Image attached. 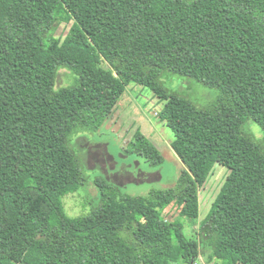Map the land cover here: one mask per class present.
<instances>
[{"label":"trees","instance_id":"trees-1","mask_svg":"<svg viewBox=\"0 0 264 264\" xmlns=\"http://www.w3.org/2000/svg\"><path fill=\"white\" fill-rule=\"evenodd\" d=\"M62 14L73 24L60 40ZM62 68L74 81L57 87ZM167 71L217 99L199 106L167 87ZM132 82L165 101L185 167L146 195L89 181L74 147ZM250 120L264 131V0H0V264H264V146ZM126 152L164 161L140 130ZM216 164L229 174L188 237L163 213L198 219ZM90 182L96 204L69 215L64 197Z\"/></svg>","mask_w":264,"mask_h":264},{"label":"rangeland","instance_id":"rangeland-1","mask_svg":"<svg viewBox=\"0 0 264 264\" xmlns=\"http://www.w3.org/2000/svg\"><path fill=\"white\" fill-rule=\"evenodd\" d=\"M73 20L67 21L65 15H59L55 36L62 40L69 32ZM73 75L70 70L59 71L57 87L71 85ZM164 82L168 88L190 98L199 106L212 104L219 95V90L209 87L193 77L167 71ZM165 101L155 95L151 89L137 83H130L119 100L110 121L95 132H86V138L74 143L81 162L93 181L96 176L108 177L121 184L124 193L146 195L153 189L172 188L185 169L183 163L172 149L174 132L159 118V112ZM245 128L264 146L262 127L250 120ZM137 130L146 135L160 150L164 161L161 165H152L142 156L126 152L128 141L132 140ZM106 147L108 153L106 152ZM111 156V157H110ZM229 169L216 164L207 182L200 188V215L191 220L179 214L178 206L172 204L164 211L169 220H177L184 226L186 235L191 236L194 227H198L209 213L211 205L220 192ZM97 188L93 182L88 183L79 192L64 197V205L71 216L87 213L95 203ZM195 222H197L195 224ZM196 264H216L206 257H201Z\"/></svg>","mask_w":264,"mask_h":264},{"label":"crops","instance_id":"crops-1","mask_svg":"<svg viewBox=\"0 0 264 264\" xmlns=\"http://www.w3.org/2000/svg\"><path fill=\"white\" fill-rule=\"evenodd\" d=\"M117 106V105H116ZM116 108V107H115ZM111 118V117H110ZM110 118L108 119V121L107 122H109L110 121ZM166 124V123H165ZM138 131V130H137ZM146 136V135H145ZM147 137V136H146ZM131 141V140H130ZM130 141H128V143L130 142ZM172 146V145H171ZM173 149V148H172Z\"/></svg>","mask_w":264,"mask_h":264}]
</instances>
